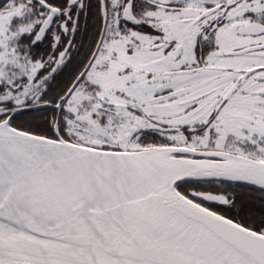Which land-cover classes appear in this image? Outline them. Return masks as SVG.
Instances as JSON below:
<instances>
[{
  "label": "snow or ice",
  "instance_id": "obj_1",
  "mask_svg": "<svg viewBox=\"0 0 264 264\" xmlns=\"http://www.w3.org/2000/svg\"><path fill=\"white\" fill-rule=\"evenodd\" d=\"M0 264H264V0H0Z\"/></svg>",
  "mask_w": 264,
  "mask_h": 264
}]
</instances>
